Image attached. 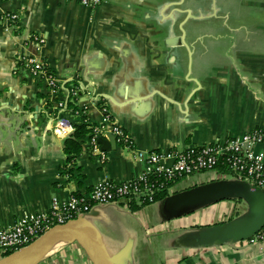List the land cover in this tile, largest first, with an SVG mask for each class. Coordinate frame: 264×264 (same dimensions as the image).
<instances>
[{"label": "crops", "instance_id": "1", "mask_svg": "<svg viewBox=\"0 0 264 264\" xmlns=\"http://www.w3.org/2000/svg\"><path fill=\"white\" fill-rule=\"evenodd\" d=\"M0 11L18 15L13 28L0 25V228L48 210L53 198L88 193L103 178L139 176L145 163L137 152L223 142L264 125V0H106L95 8L0 0ZM24 56L55 76L57 101L21 65ZM73 81L89 123L101 122L104 107L132 142L101 136L103 164L88 143L65 164L63 139L71 131L55 125L72 127L64 111ZM173 185L169 194L193 186ZM246 208L231 203L228 219ZM85 219L111 264H264V241L176 246L197 226L164 218L160 201L135 213L127 203L93 205ZM36 264L92 262L71 241L57 243Z\"/></svg>", "mask_w": 264, "mask_h": 264}, {"label": "built area", "instance_id": "2", "mask_svg": "<svg viewBox=\"0 0 264 264\" xmlns=\"http://www.w3.org/2000/svg\"><path fill=\"white\" fill-rule=\"evenodd\" d=\"M64 1H75L82 6L95 8L106 0ZM17 19L16 13L0 11V25L5 28H13ZM34 40L38 44L44 41L38 37H35ZM20 63L24 68H28L34 76L45 81L51 96H57L60 85L40 60L33 56H24ZM73 94L76 95V91H73ZM58 106L62 108L63 102H59ZM101 111V122L91 125L88 147L103 164L107 157L98 141L101 136L110 133L115 137L116 142L127 147H130L132 142L130 137L112 119L106 108L101 107ZM59 121L55 125L58 131L64 133L72 131L71 126L65 127V123ZM263 144L264 125L223 142L189 146L184 149L137 152L135 157L145 163V169L139 176L125 182L103 178L88 193L79 196L71 195L66 201H58L53 198L48 210L35 212L25 219L0 228V258L27 246L49 228L88 213L93 205L127 203L131 199H135L137 204L151 203L154 201L155 192L159 191L165 182L215 169L221 158L232 172V178L230 174L219 173L221 179L245 180L264 192V150L259 147ZM247 241L249 243L264 241V226Z\"/></svg>", "mask_w": 264, "mask_h": 264}, {"label": "water", "instance_id": "3", "mask_svg": "<svg viewBox=\"0 0 264 264\" xmlns=\"http://www.w3.org/2000/svg\"><path fill=\"white\" fill-rule=\"evenodd\" d=\"M98 141L100 144L104 142L102 138ZM224 200L243 201L247 208L230 220L186 231L175 245L221 246L248 240L263 228L264 192L245 180L235 178L211 180L173 192L160 200V211L164 218L173 219ZM86 214L49 228L27 246L1 257L0 264H36L57 243L71 241L82 247L92 264H111L99 234L87 223Z\"/></svg>", "mask_w": 264, "mask_h": 264}, {"label": "trees", "instance_id": "4", "mask_svg": "<svg viewBox=\"0 0 264 264\" xmlns=\"http://www.w3.org/2000/svg\"><path fill=\"white\" fill-rule=\"evenodd\" d=\"M78 83L73 81L68 85L69 96L66 100L65 113L69 115V122L72 125V131L63 139V151L66 155V163H74L77 156H79L84 149L87 148L88 139L91 134V125L88 121L87 115L83 112L84 108L78 106L76 96H73V91L77 90ZM57 101V96L54 98ZM50 103V102H48ZM49 105V104H48ZM48 107V106H47ZM74 119V120H71ZM76 119V120H75ZM223 158L220 159L218 165L215 167L220 174H231L232 172L227 168L226 164L223 163ZM73 169H69L71 172ZM179 180V179H178ZM176 180L165 182L164 186L155 192L154 201H160L169 195L168 188H170ZM91 191V189H90ZM74 196H79L80 193H73ZM151 202V203H153ZM144 202L143 204H137L135 199H131L127 202L130 209L137 210L144 205L151 204ZM9 254V253H7ZM6 254V255H7Z\"/></svg>", "mask_w": 264, "mask_h": 264}, {"label": "rangeland", "instance_id": "5", "mask_svg": "<svg viewBox=\"0 0 264 264\" xmlns=\"http://www.w3.org/2000/svg\"><path fill=\"white\" fill-rule=\"evenodd\" d=\"M190 177H191L190 180H186V179L177 180L173 186L176 188H181V187H185L186 185H189V186L194 185V183L200 184L203 181L207 182L211 180L221 179V175L217 172L216 169H211V170L203 171V172H197V173L191 174ZM230 177L232 178V174H230ZM198 178H202L203 181H199ZM237 202H241V201L225 200L222 202H217V203L205 206V207L198 208L192 213L180 216L178 217L177 220L182 221L183 219L184 225L186 226L194 225V226H197L196 228L207 227V226H211L214 224L222 223L224 221L229 220L228 218L230 215V211L228 210H229L230 204L237 203ZM129 210L131 213H135L136 211V210L133 211L130 208Z\"/></svg>", "mask_w": 264, "mask_h": 264}, {"label": "flooded vegetation", "instance_id": "6", "mask_svg": "<svg viewBox=\"0 0 264 264\" xmlns=\"http://www.w3.org/2000/svg\"><path fill=\"white\" fill-rule=\"evenodd\" d=\"M199 228V227H198ZM191 229H197V228H191Z\"/></svg>", "mask_w": 264, "mask_h": 264}]
</instances>
